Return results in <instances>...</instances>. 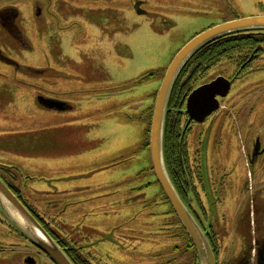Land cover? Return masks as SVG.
<instances>
[{
    "label": "rangeland",
    "instance_id": "obj_1",
    "mask_svg": "<svg viewBox=\"0 0 264 264\" xmlns=\"http://www.w3.org/2000/svg\"><path fill=\"white\" fill-rule=\"evenodd\" d=\"M9 5L19 10L18 25L33 49H22L1 25L0 49L21 64H49L64 75L57 83L55 76H33L38 85H22L28 75L0 63V175L69 244L76 241L71 247L91 264H201L152 169L147 147L156 91L193 37L225 21L264 16V0H0V8ZM57 41L66 60L57 58ZM235 59L221 61L197 84L218 74L231 77ZM38 94L66 110L41 105ZM224 103L237 111L238 126L230 135V119L217 117L201 160L205 179L224 176L220 202L209 215L219 264L233 260L250 238L239 225L249 206L242 190L249 172L264 213V157L249 168L243 150L252 152L256 138L264 143V56ZM199 130L195 126L188 141L195 168ZM261 211L255 217L264 225ZM81 233L82 243L75 237ZM0 264H54L1 209Z\"/></svg>",
    "mask_w": 264,
    "mask_h": 264
},
{
    "label": "flooded vegetation",
    "instance_id": "obj_2",
    "mask_svg": "<svg viewBox=\"0 0 264 264\" xmlns=\"http://www.w3.org/2000/svg\"><path fill=\"white\" fill-rule=\"evenodd\" d=\"M36 15H37L36 17L39 20L42 19L43 8L40 7V5H38V8L36 10ZM19 17H20V12L14 6L9 5V6H4L0 8V25L4 29V32L7 34V36L10 39H13L14 42L17 43L22 49L32 50L33 47L31 45L30 40L28 39L24 30H21V28L18 25ZM69 27H72V25L67 26V28ZM62 29L63 28H60V32ZM54 50L56 51L57 58L59 60H66L65 58L61 56L59 41L55 43ZM0 63L14 68L16 72H20L25 75H28V77L26 76L25 78H20L19 84H22V85H28V86H32L31 84L38 85L37 82L41 80L51 81L52 76H55V78H53V81L57 83V80L60 78V76L64 75L61 72L62 70L56 71L52 69L49 66V64L44 65L42 67L31 66L29 64L27 65L21 64L17 62L16 60L12 59L11 57H9L6 53H4L3 49H0ZM254 63L255 61L249 62V63L237 64V69L235 70V74H233L231 77L224 76L225 74L224 75L218 74V75H215L209 78L208 80L204 79L202 83L197 84L198 78L200 77L204 78L209 73V71H211L213 68H216L217 67L216 66L212 68L203 69L202 71L197 73L195 76H193L190 80L189 78L192 75V71H189L183 80V85H186L185 86L186 90L183 93V104L184 105L182 106V108L179 109L181 118L186 117V121L183 122V125L181 127L182 130H181V137L179 141V156H180V162L182 165L183 176L179 178L177 176V173L174 172L172 179L181 197L183 198L186 206L190 209V211L196 218L201 228L207 233V236L212 244V247L215 253L217 264H219L218 246H217L218 234L216 231V227H214L213 221L210 219L209 215L213 214V209L220 202L221 192L219 189L220 187L223 188L224 176L222 177V179H220L219 182H216L214 179H212L210 177V174H208L205 179L204 174H203L204 172L203 163L201 160H202V155H203L204 144H206V142L210 139V137L215 135V133L218 130L217 122L215 121V119H217V117L221 118V116L223 117V119L224 118L230 119V122H229L230 127H228V131H229V134L231 135L234 128L238 126V125L236 126L235 124L238 122V119H237L238 113L236 110H234L233 107L230 108L232 110L227 109L228 107L224 103V101L226 102L228 100L230 93L228 94L227 97H221L219 95L217 96V99H219V109L213 112L210 116H208L205 119V121L201 123L190 120L189 116L185 114L184 111L187 108L186 106L187 99L195 89L212 82L218 77H226L229 80L233 81V84H232V88H233V85L235 84V82L238 79L242 78L243 74L249 68H251ZM33 76H38L40 80L37 81V79L32 78ZM156 92L158 93V90ZM44 96L45 95L43 94L42 95L38 94V99L41 105L48 106L50 108H55V109L62 108V110L63 109L66 110L65 106L62 105L61 107V105H58V102L56 103L55 101H50ZM232 118H234V120L231 121ZM197 125L200 127V130L198 131L199 150L197 152L200 161H197L198 164H197V167L195 168V167H192L190 163L191 152L189 148L190 144L188 141H189L191 134L193 133V129ZM252 148H253L252 152H249V153L246 148H243L244 157H246L247 166L249 168L259 164L260 158L264 157V143L261 137H259L258 139L257 138L255 139V142ZM226 174H229V173H226ZM9 175L13 179L14 175H11V174ZM1 176L6 180L4 175H1ZM6 181L9 182L14 192L20 198H23L20 191L15 187V185L11 182V180L9 181L7 179ZM253 182H254L253 175L251 172H249L248 181L244 184V187L242 189L243 192L250 195V197H248L249 206L242 213L241 217H243L244 221L242 220V222L239 223L241 228L243 227L241 231H246V233L250 235V238L246 239L244 247L240 250L237 256L234 257L233 260L227 261L226 262L227 264H264V235H263L264 225L263 224L261 225V223L263 222L258 223L256 219L257 213L258 211H261V208H259L258 202H255L254 200L255 190L253 188L254 187ZM261 215H264L262 211H261ZM41 219L43 221L42 224L45 226L46 225L48 226V228L51 230L50 233L58 241L65 239L66 241L64 240L63 241L69 244V241L67 240V238L63 237V235H61V233L56 228H53L49 220H46L43 217H41ZM239 220L240 219H238V221ZM252 235H256V236H254L253 238ZM76 243H77L76 241H73L72 244H69V245L77 246L78 244ZM32 246H34L37 249L39 255H43L47 257L45 253H43L40 249H38L34 244H32Z\"/></svg>",
    "mask_w": 264,
    "mask_h": 264
},
{
    "label": "water",
    "instance_id": "obj_3",
    "mask_svg": "<svg viewBox=\"0 0 264 264\" xmlns=\"http://www.w3.org/2000/svg\"><path fill=\"white\" fill-rule=\"evenodd\" d=\"M137 3L136 9L143 13ZM253 30H264V16L239 18L215 25L190 40L174 57L158 90L150 128V153L154 174L175 214L193 242L201 264H217L207 233L201 228L178 193L167 168L165 158V125L169 98L177 76L187 61L206 44L224 36ZM233 81L218 77L195 89L187 99L184 111L190 120L203 122L219 109L217 96L227 97ZM0 209L22 233L55 264H75L66 251L44 228L31 210L0 177Z\"/></svg>",
    "mask_w": 264,
    "mask_h": 264
},
{
    "label": "trees",
    "instance_id": "obj_4",
    "mask_svg": "<svg viewBox=\"0 0 264 264\" xmlns=\"http://www.w3.org/2000/svg\"><path fill=\"white\" fill-rule=\"evenodd\" d=\"M244 55V53H246ZM236 55H240L235 59ZM264 56V30H253L233 33L214 40L199 49L185 64L179 73L169 100V111L165 131V158L171 177L174 172L181 178L182 165L179 156V141L181 137L180 113L175 108H182L183 93L186 90L183 80L189 71L192 75L189 80L205 68L219 65L223 60H236L238 64L254 62ZM192 88V87H191ZM173 134V135H172ZM172 135V136H171ZM26 203V202H25ZM31 208V207H30ZM32 209V208H31ZM33 210V209H32ZM36 214V213H35ZM47 230L51 231L48 226ZM66 250L68 256L75 264H91L89 259L82 256L80 249L71 247L63 240L58 241Z\"/></svg>",
    "mask_w": 264,
    "mask_h": 264
},
{
    "label": "crops",
    "instance_id": "obj_5",
    "mask_svg": "<svg viewBox=\"0 0 264 264\" xmlns=\"http://www.w3.org/2000/svg\"><path fill=\"white\" fill-rule=\"evenodd\" d=\"M65 222V221H64ZM51 224L53 225V222L51 221ZM65 226V225H64ZM56 228V227H55ZM59 232H60V230H59V228H56ZM116 229L117 228H115V230H114V232L116 233ZM77 230V229H76ZM70 231H73L75 234H76V232H75V230H70ZM61 233V232H60ZM82 234V236L81 235H75V237H78V241L80 242V243H82V242H84V240H85V235H83V233H81ZM87 241V240H86ZM89 243L90 242H88L87 241V243L86 244H83L84 246H88L89 245ZM77 246H79V245H77ZM80 247H82L81 245H80Z\"/></svg>",
    "mask_w": 264,
    "mask_h": 264
}]
</instances>
